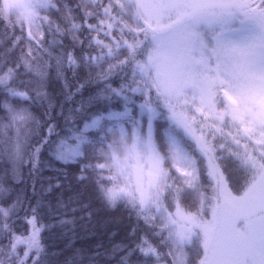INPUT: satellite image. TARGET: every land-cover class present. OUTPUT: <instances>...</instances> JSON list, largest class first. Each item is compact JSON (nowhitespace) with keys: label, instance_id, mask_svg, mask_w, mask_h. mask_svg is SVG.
<instances>
[{"label":"snow or ice","instance_id":"snow-or-ice-1","mask_svg":"<svg viewBox=\"0 0 264 264\" xmlns=\"http://www.w3.org/2000/svg\"><path fill=\"white\" fill-rule=\"evenodd\" d=\"M0 164V264H48L88 189L133 224L65 264H264V0H0Z\"/></svg>","mask_w":264,"mask_h":264},{"label":"trees","instance_id":"trees-1","mask_svg":"<svg viewBox=\"0 0 264 264\" xmlns=\"http://www.w3.org/2000/svg\"><path fill=\"white\" fill-rule=\"evenodd\" d=\"M69 78L71 79L72 74L68 73ZM82 77V73L80 74ZM76 81H72L74 84ZM94 87V86H93ZM48 92L54 98V103H62L64 96L62 93V84L59 81L52 80L48 85ZM92 88H86L83 97L86 98ZM80 99V97H77ZM71 105H66L70 107ZM32 111L38 117L43 119L42 113L45 111L40 105L33 107ZM58 111V109H57ZM55 114V113H54ZM62 124V120L59 121ZM42 159L47 160V152L42 153ZM8 165L0 164V171L7 169ZM64 165H61L59 162H56L53 165V169H45L39 178L36 181V195L33 197L31 185L33 180L29 179L26 174V169L24 170V182L13 185L16 191L21 194H26L28 199L35 203L36 199L40 198V191L42 187H47V180L50 177H55L57 175L54 169L64 168ZM67 171L69 176H71L76 171V166H68ZM11 183V182H9ZM78 186L73 181V186L69 190L67 188H62L46 196L47 201H50L52 205H55L57 196L62 192L63 198L67 199L72 192L76 191ZM85 203H90V211H94L91 222L87 219H79V217L84 215L83 211H79L75 214L76 224L73 232H68L65 235L59 227L53 228L51 231L44 233L46 237V244L49 246V256L48 264H65V258L71 257L72 249H96L98 245H102L104 248H109L114 242L122 241L126 238L130 226L133 224V219L128 218V214L123 209L118 210H103L100 208V205L95 201L91 189H88L86 194L83 197ZM76 205H73L75 207ZM42 215L44 216L45 223L55 224L56 221L52 218L53 215L57 214L55 208L48 209L44 208L41 210ZM21 216L24 215L23 212L20 213ZM69 218H72V214L69 213ZM19 225V222H18ZM113 233L116 235L113 236ZM117 258H106L101 262V264H116Z\"/></svg>","mask_w":264,"mask_h":264}]
</instances>
